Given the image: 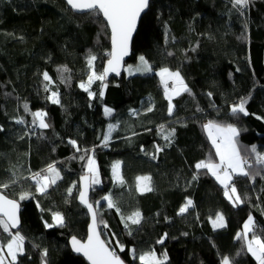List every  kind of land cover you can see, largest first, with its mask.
I'll use <instances>...</instances> for the list:
<instances>
[{"label":"trees","instance_id":"16d2710c","mask_svg":"<svg viewBox=\"0 0 264 264\" xmlns=\"http://www.w3.org/2000/svg\"><path fill=\"white\" fill-rule=\"evenodd\" d=\"M160 47L191 89V94L173 97L172 115L158 75ZM89 50L97 56L96 71L102 72L110 51V33L102 14L75 12L64 0H0V181H7L11 171L26 178L53 162L62 176L47 194L36 192L30 179L4 190L12 199H18L22 189L34 194L19 201L21 225L12 229L25 237V253L17 264H44V249L47 264H88L69 245L73 235L86 238L89 224L87 210L77 201V188L67 194L86 171V161L79 159L83 152H76L70 140L81 149H94L89 154L95 156L101 183L91 190V202L96 207L95 201H100L98 216L107 223V228L100 226L102 235L127 264H140L130 252L133 247L138 252L154 249L158 256L166 251L164 264H222L224 256L235 264H257L237 234L249 214L264 230V167L255 165L254 156L245 151L255 144L264 152V119H257L264 117V0H251L242 11L233 8L232 0H151L124 70L119 77L106 78L102 97L90 98L79 87L87 80ZM141 55L153 71L130 75L126 66L137 65ZM61 66L70 72H63ZM45 71L53 81L49 91L44 89ZM62 77L70 79L65 82ZM21 81L24 91L19 95ZM99 88L96 81L90 90ZM57 90L59 104L48 99ZM241 97L248 99L250 114L234 117L230 106ZM25 103L30 111L24 110ZM105 107L112 109L110 116L104 114ZM37 110L47 113L49 128L32 125L31 111ZM21 118L24 124L16 122ZM208 120L242 129L237 138L241 154L251 159L253 170L261 172L254 181L235 177L245 198L238 206L225 198L223 187L211 174L195 168L209 157L219 161L203 128ZM110 123L117 127L105 145L102 139ZM160 125L164 132L175 128L171 145ZM155 145L164 150L153 159ZM116 161L121 162L122 184L113 176ZM139 176L151 177L152 191L137 190ZM108 194L119 212L102 199ZM187 199L193 206L178 214ZM137 209L143 219L139 225L127 221L132 229L129 235L121 217ZM56 211L65 216V226L46 227ZM218 212L226 220L223 229H213L209 219ZM165 233L167 238L158 244ZM9 235L0 228V244Z\"/></svg>","mask_w":264,"mask_h":264},{"label":"snow or ice","instance_id":"6c2138e0","mask_svg":"<svg viewBox=\"0 0 264 264\" xmlns=\"http://www.w3.org/2000/svg\"><path fill=\"white\" fill-rule=\"evenodd\" d=\"M67 4L76 12L87 13L90 15L102 16L107 21V26L111 29V50L107 52V64L103 68L102 72H97L95 69V61L97 56L92 53L91 50L88 52L87 56V66L89 72L87 74V80L81 81L79 87L84 89L90 98H94L97 95L102 97L104 95V88L107 87L105 83L106 78L109 73H116L119 75V70L122 66L124 57L129 55L130 44L132 41L133 32L136 30L137 21L141 17V13L145 12L150 7V0H66ZM251 0H232L233 8L237 11H242L245 9ZM139 64L128 65L127 70L129 74L136 73H150L153 71L152 65L149 63L145 56H139ZM63 72H70L67 66H61ZM158 75L160 76L161 82L164 84L165 97L168 100V113L173 114L176 107L172 103L173 97L180 96L182 93L191 94V89L184 81V77L181 75L180 70L175 71L170 70L167 67H163L159 70ZM65 82L70 79V77H62ZM43 80L46 82L44 84L45 91L50 90V85L53 83L52 77L49 76L48 72L43 73ZM96 81L100 82V88L98 92H92L90 90L91 85ZM169 81H172V87L169 88ZM209 96L212 93H208ZM52 103L59 104V92L51 91L48 97ZM248 99L241 97L237 103L230 106V113L237 117L242 114L244 116L249 115L246 105ZM25 111H30L27 103L24 105ZM135 114V110H132ZM147 111H152L149 107ZM112 109L105 107L104 114L110 116ZM33 117L31 123L32 125L38 127L39 129H46L50 127V124L46 122L45 117L47 113L43 110L31 111ZM257 119H264V117H257ZM18 124H24L23 118L16 121ZM117 127L116 124H109L107 131L105 132L102 143L106 145L107 141L110 139L111 133ZM161 132H164V125L159 126ZM203 128L207 132L208 138L211 140L212 145L215 148V155L219 157V162H214L211 157L207 160H200L195 164L197 170H206V174H211L216 181L223 187V194L233 206H238L245 203V198L238 192L235 182V177L244 176L250 180H255L257 176H260V170H253V165L249 163L248 156L241 155V149L238 144V136L242 129L236 127L233 123H221L216 120H208L207 123L203 125ZM2 130V128H0ZM175 128H170L164 132V139L167 141L168 145H171L172 140L175 135ZM135 134V133H134ZM69 143L75 148L76 152H83L79 156V159L86 161L84 168L86 171L80 176L79 185L73 182L72 185L67 189L68 196L73 194V189L77 188L80 203L84 205L91 215V223L89 225L88 236L86 240L78 239L77 236L73 235L70 239V244L72 249L79 254H82L89 264H125V261L117 254L115 248L111 247V241L101 239L100 226L103 225L107 228V223L98 216L97 209L100 206V201H95L96 207L93 203L89 201V189H93L95 185L101 183L99 179V169L96 164L94 149H81L77 146L75 140H70ZM155 153L152 154V158H156V154L163 151V147L160 145H155ZM141 151H144L142 148ZM250 152L254 156L255 165H260L264 167V152L258 151L257 146L253 144L249 149L245 150ZM75 158V157H73ZM121 162L116 161L112 165V171L114 178L119 183H124L123 177L120 173ZM198 178L197 175H193V180ZM21 179H30L34 181V186L36 192L41 194H47L49 188L57 184L58 180L62 179L60 170L56 167V162L50 163L46 168L41 169L38 172L31 173L28 177L22 178L17 175L15 171H11L9 179L7 181H0V228L3 229L5 233H9V238L5 244H0V264H17L18 258L25 253V237L20 233V231L12 232V229L18 228L20 224L19 211L20 203L33 196V192L30 189H22L18 195V199H10L4 190L9 189L12 186L20 183ZM137 190L140 192H150L151 187V177L150 176H139L136 178ZM104 201H107L108 208H115L117 212L120 208L117 206L116 202L113 200L112 195L108 194L102 197ZM193 206V201L187 199L186 203L183 204L178 214H183ZM122 222L125 223V227L129 229V235L132 234V229L127 221H130L132 225H139L143 219L142 214L137 209L134 213L127 217H121ZM213 229H223L226 227V220L222 213H216L215 219L209 218ZM52 223L45 222V226L52 228L55 226L63 227L65 226L66 220L65 216L59 212L52 213ZM258 232L260 234H258ZM249 234L251 238L249 239ZM187 235V233H185ZM165 238H167V233H165L159 240L158 244H163ZM237 238H243L245 240V248L248 253H250L257 264H264V230H260L256 225L254 217L249 214L247 220L243 225L242 232L237 234ZM119 246L120 251H124L125 246L116 241ZM38 247V246H37ZM130 252L134 258H138L140 264H164L167 261V252H163L159 256L154 249L148 251L138 252V250L133 247ZM238 253L237 255H239ZM48 255V250L44 249L42 252V259L44 264H47L46 257ZM222 264H235V261L229 256H224L222 258Z\"/></svg>","mask_w":264,"mask_h":264},{"label":"water","instance_id":"95a60500","mask_svg":"<svg viewBox=\"0 0 264 264\" xmlns=\"http://www.w3.org/2000/svg\"><path fill=\"white\" fill-rule=\"evenodd\" d=\"M64 2L67 4L66 0H64ZM150 3H151V0H150ZM67 5H68V4H67ZM68 7H70V6L68 5ZM70 8H71V7H70ZM148 9H149V8H148ZM148 9L145 10V12L141 13V17H140V19L137 21L136 30L133 32V35H132V41H131V44H130L129 55H127V56L124 57V60H123V62H122V66H121V68H120V70H119V75H117L116 73H109L107 77H111V76L119 77L120 74L122 73V71L124 70V67H125L126 61L130 58V56H131V54H132L133 40H134V37H135V35H136V33H137L138 26H139V22H140L141 18L143 17V15L148 11ZM72 10H73V9H72ZM73 11H74V10H73ZM75 12H76V11H75ZM102 17H103V16H102ZM103 20H104V21L106 22V24H107V21H106V19H105L104 17H103ZM107 27H108V26H107ZM108 30H109V33H110V36H111V29H110V27H108ZM110 50H111V39H110ZM106 64H107V61H106V63H105V66H106ZM105 66H104V67H105ZM79 183H80V180H79ZM91 190H92V189H89V201H90V202H91ZM10 199H12V198H10ZM77 201H78V203H79L80 205H82V204L80 203V201H79L78 198H77ZM19 203H20V202H19ZM82 206L87 210V208H86L84 205H82ZM94 207H95V206H94ZM87 212H88V210H87ZM88 214H89V224H88V230H89V225H90V223H91V215H90L89 212H88ZM19 218H20V224H19L18 228L14 229V230H18L19 227H20V225H21V203H20ZM99 230L101 231L100 228H99ZM87 236H88V233H87ZM87 236H86V238H80V237H77V238H78V239H81V240L83 241V240H86V239H87ZM71 237H72V236H71ZM71 237H70V239H71ZM70 239H69V245H70V248H71L72 252H73L75 255H77V256H81L82 258H84V259L86 260V262L89 264V261H87V259H86L82 254L76 253V252L72 249L71 244H70ZM101 239H105V238L103 237V235H102V232H101ZM117 254H118V253H117ZM118 255H119V254H118ZM119 256H120V255H119ZM120 257H121V256H120ZM121 259L124 260L122 257H121ZM124 261H125V260H124ZM125 264H127L126 261H125Z\"/></svg>","mask_w":264,"mask_h":264},{"label":"rangeland","instance_id":"374dc122","mask_svg":"<svg viewBox=\"0 0 264 264\" xmlns=\"http://www.w3.org/2000/svg\"><path fill=\"white\" fill-rule=\"evenodd\" d=\"M158 52L160 54V59H159L160 64H161V61H162L163 64L168 63L167 65L170 66V67H168V66L163 65V67H167V68H169L172 71L177 70V67L176 68L173 67L174 65L171 62L169 63L168 57L165 54H163V51H161L160 48L157 50V53ZM138 64H139V62H138ZM126 70H127V66H126ZM141 74H146V73H141ZM17 91H18V94L19 95H22L23 94V91H24V83L22 81L17 85ZM5 263L8 264V261L6 260Z\"/></svg>","mask_w":264,"mask_h":264},{"label":"crops","instance_id":"0c3cea01","mask_svg":"<svg viewBox=\"0 0 264 264\" xmlns=\"http://www.w3.org/2000/svg\"><path fill=\"white\" fill-rule=\"evenodd\" d=\"M158 49H159V48H157V50H158ZM157 50H156V52H157ZM160 50L163 51V54H165V55L167 56L164 47H162V48L160 47ZM157 57H158V59H160V54H159V52L157 53ZM167 57H168V56H167ZM167 57H166V58H167ZM168 59H169V63L171 62V63L174 65V63L171 61V59H170L169 57H168ZM167 64H168V63L163 64L162 61H161V68H163V65L168 66ZM169 65H170V64H169ZM168 67H170V66H168ZM173 67L176 68L175 65H174ZM241 155H242V154H241ZM218 162H219V161H218ZM218 162H217V163H218Z\"/></svg>","mask_w":264,"mask_h":264},{"label":"built area","instance_id":"2783aa9c","mask_svg":"<svg viewBox=\"0 0 264 264\" xmlns=\"http://www.w3.org/2000/svg\"><path fill=\"white\" fill-rule=\"evenodd\" d=\"M171 87H172V81H169V88H171ZM249 162H251V159L250 158H249Z\"/></svg>","mask_w":264,"mask_h":264}]
</instances>
